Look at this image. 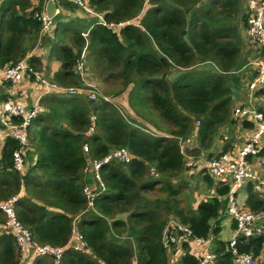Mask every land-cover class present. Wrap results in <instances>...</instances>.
Returning a JSON list of instances; mask_svg holds the SVG:
<instances>
[{
  "label": "trees",
  "instance_id": "trees-1",
  "mask_svg": "<svg viewBox=\"0 0 264 264\" xmlns=\"http://www.w3.org/2000/svg\"><path fill=\"white\" fill-rule=\"evenodd\" d=\"M82 1L106 25L72 0H54L60 7L52 18L54 27L41 33V21L34 15L43 11V0L0 2V68L26 58L30 80L35 81L33 72L41 73L43 62L31 51L48 48L43 76L64 89L39 98L42 110L27 127L33 147L28 153L34 157L25 162L22 173L13 168L12 158L19 142L5 138L0 150V202L22 190L15 217L34 241L63 247L57 264H168L162 236L169 217L197 236L220 232L218 210L224 209L229 186L202 169L188 172L179 139L194 133L198 145L187 151L199 155L221 128L234 122L230 103L232 88L239 85L235 69L244 50L243 0ZM78 9L86 16H74ZM110 23L123 24L116 31ZM84 48L86 70L94 76L90 78L116 86L103 94L98 90L93 100L68 90L83 87L73 68ZM53 61L59 67L50 74ZM173 68L181 72L170 79ZM8 84H0V103L8 99L3 91ZM127 88L128 105L137 118L103 98ZM248 123L243 121L244 126ZM230 146L224 144L222 151ZM121 147L129 150L131 160L101 166L102 186L93 187L89 205L84 191L87 162ZM259 156L264 158V148ZM192 175L214 190L194 208L179 198L192 185ZM245 189L246 206L263 210L264 193L255 191L251 182ZM157 190L163 196L150 198ZM4 221L0 210V223ZM73 229L83 248L69 243ZM226 245L214 241L217 264H232ZM235 247L258 257L264 253V234L241 237ZM184 249L180 264H198L186 245ZM19 260L14 237L1 229L0 264ZM31 264L54 262L49 255H38Z\"/></svg>",
  "mask_w": 264,
  "mask_h": 264
},
{
  "label": "built area",
  "instance_id": "built-area-1",
  "mask_svg": "<svg viewBox=\"0 0 264 264\" xmlns=\"http://www.w3.org/2000/svg\"><path fill=\"white\" fill-rule=\"evenodd\" d=\"M54 1V0H53ZM83 8L87 13L98 16L100 23L106 25L102 17L94 13L82 0H72ZM1 2V0H0ZM57 9V8H56ZM57 11V10H56ZM41 21V33H50L54 27L51 17L45 10L34 15ZM244 26L248 35V44L253 56L248 60L247 65L252 67V75L244 84V99L231 110L232 117L252 124V132L238 146H230L227 150H220L219 153L205 157L202 153L193 155L187 150L189 140L179 139L180 151L184 156L188 172L196 173L203 170L205 174H210L215 180L228 184V193L225 196L224 209H219V216L229 214L233 224V231L227 242L226 249L231 251L232 264H264V253L254 257L251 253L238 252L236 244L241 237L248 238L258 234H264V209L253 211L244 203L238 207L236 195L238 187H246L247 183L253 184V189L259 193H264V158L259 156L263 148L262 138L264 137V0H245L243 8ZM123 23L107 24L117 31ZM85 48L77 59L73 72L83 81L82 88H69V91H79L84 93L88 99L97 97V85L86 72L84 61ZM31 68L26 58L21 59L14 65L0 68V84L9 82L16 83L24 78L30 79ZM34 79L43 88V94L50 91H63V88L50 83L40 72H33ZM88 80V81H87ZM260 102L256 103L255 98ZM104 99L109 100L106 96ZM258 105L256 106L255 105ZM42 108L36 102L31 108H26L23 104L12 100L2 102L0 112V123L5 128V136H11L18 140L19 147L13 151V168L22 173L25 168L23 152L28 146L27 127L32 118L41 111ZM16 119V121H13ZM196 124H199L197 120ZM93 130L92 127L89 128ZM227 135L223 136L225 140ZM132 154L127 148L121 147L111 150L100 160H89L84 168V172L89 174L96 183L102 186L100 168L103 164L117 160L129 162ZM89 163V164H88ZM93 188L85 184L84 191L89 199L90 205ZM213 190V189H211ZM9 197L0 202V210L5 215V221L0 223V230L12 234L20 251V260L17 264H31V260L38 255H49L57 264L63 251V247L40 244L33 240L30 232L16 219L14 205L21 194ZM214 192V190H213ZM212 192V194H213ZM216 236L209 232L206 236L193 234L189 226L170 219L165 225L162 244L168 254V264H180L181 256L185 253L184 245L189 252L197 258L198 264H217L218 254L214 250ZM69 243L76 248H83L78 232L73 229Z\"/></svg>",
  "mask_w": 264,
  "mask_h": 264
},
{
  "label": "crops",
  "instance_id": "crops-1",
  "mask_svg": "<svg viewBox=\"0 0 264 264\" xmlns=\"http://www.w3.org/2000/svg\"><path fill=\"white\" fill-rule=\"evenodd\" d=\"M31 1L33 4H38L40 0H31ZM47 1L48 0H43V10H45V6H46ZM244 5H245V1L243 0L242 5H241V15H243ZM56 8H57L56 9L57 12H59L60 7H56ZM73 15L74 16L78 15V16L84 17V16H86V13H84L80 9H78L77 11H75L73 13ZM240 31H241V37L243 40V44H244V50H243L242 55L240 56L239 62H238L237 67L235 69V71L239 74V85L236 87L238 95L236 98L237 102L234 104L233 108L235 106L239 105L242 102V100L244 99V84H245L246 80L253 73L252 67L248 66L247 62H248V60H250L252 58V56L254 54H253V52L250 51L249 44H248V35H247L245 26L243 25L242 21H241ZM31 53L36 54L37 56L41 57L42 62H43V70L41 71V73L43 74L44 68L47 64L48 48L36 47L35 49H33V51H31ZM58 67H59L58 62H56V61L51 62L50 74L53 73L55 70H57ZM180 72H181V69L173 68L171 70L169 78L170 79L174 78ZM3 91L9 95L7 100L19 102V103L23 104L24 106H26V108H31L32 105H34L36 102H39V98L41 97V95H43L42 86L39 83H37L36 81L30 80L29 78H24L23 80L16 82V83H9L7 87L3 88ZM123 95H125V94H123ZM123 95L120 96L119 99H125V100H121L122 104H124V103L128 104L127 93H126V97H124ZM116 97H118V96H114V98H116ZM255 102L259 103L260 99L258 97L255 98ZM256 103H255V105H256ZM0 104H1V107H0V112H1L2 102ZM117 105L120 106L119 104H117ZM256 106H258V105H256ZM121 108L123 110V107H121ZM131 111H132V109L130 108V112ZM230 116L232 117L231 114H230ZM232 118L234 119V122L231 125H229L227 127H223L218 131V132H220L218 135L220 138L215 137L216 134L212 138L211 145L208 148L210 153H213V152H216L215 154L219 153L220 150H222V147L224 146V144H227V143H229L232 146H238L243 140H245L248 136H250V133L252 132V124L248 123L249 127L244 126L243 121L236 119L234 117H232ZM224 135H227V138L225 140L223 139ZM5 138H6L5 128L0 123V150H1V147L4 143V141H5ZM187 139L189 140V143H188L189 147L198 145L197 142H195L196 138H195L194 133L191 136V138H187ZM261 144H263V148H264V140ZM27 153H28V151H27ZM33 157L34 156L29 155V160H32ZM211 192H213V190H211ZM246 196H247V194H246ZM226 226L228 228L229 233L232 234V231H233L232 221L231 220L228 221ZM220 232L217 235H215L216 239L222 240V241H227L229 239V237H227V238L221 237Z\"/></svg>",
  "mask_w": 264,
  "mask_h": 264
},
{
  "label": "rangeland",
  "instance_id": "rangeland-1",
  "mask_svg": "<svg viewBox=\"0 0 264 264\" xmlns=\"http://www.w3.org/2000/svg\"><path fill=\"white\" fill-rule=\"evenodd\" d=\"M117 30H118V28H117ZM86 72H88V71L86 70ZM88 75H90L89 72H88ZM90 76H92V75H90ZM92 77H94V76H92ZM92 79L95 82V85H97V88H98L97 91L99 90V93H101V94H103L104 91L106 92L107 89H109V88L116 87L114 84H111V83L110 84H104L99 79H96V78H92ZM129 88H127L123 93L119 94L118 97H116V98H114V97H112L110 95H108L106 97L109 98V100H111V101L119 104L121 107H123V112L125 114H128V115L131 114L130 115L131 117H136L137 118V116L134 114L133 111L130 112V108H129L130 106H128V104H126V103L122 104V101L121 100H125V99H119L120 96H122L123 94H125L123 96L126 97V93L129 90ZM237 95H238L237 94V88L236 87H233L232 88V94H231L230 109H232L233 106H234V104L237 102V99H236L237 98ZM0 107H1V104H0ZM159 118H160V116H159ZM157 120H158V117H157ZM142 123L146 124V122H144V121ZM149 128L151 130L154 129L153 127H149ZM160 129H163V128H160ZM219 133L220 132H217L216 135H215V137L220 138L218 136ZM263 140H264V138H262V142H263ZM28 150H33V147H32V145H30V143L28 144L27 147H25V150L23 152V156H24L25 162L26 161H29V162L31 161V160H29V153H27ZM201 153L205 157H208L209 155L211 157V156L215 155L216 152L210 153L208 149H202V152ZM26 163H28V162H26ZM88 175L89 174H86V176H88ZM189 179L191 180V184L192 185L189 186L187 189H185L184 192L180 195L179 198H181L183 205L189 204V205H191L194 208L198 202H200V201H202V200H204L206 198H209L210 195H212V192H211V189L209 190L202 183L200 184L199 183L200 181H197L198 179L195 178V175H192ZM86 184L89 185L90 188H93L94 186H96V181H94L92 179V177L89 176V179L86 181ZM246 194L247 193H246L245 187H243V186L238 187L237 195H236V203H237L238 207H241L246 202V198H247ZM155 196H163V194L160 193L157 190V191H155V192H153V193H151L149 195L150 198L155 197ZM170 219H173V217H169V220ZM228 221H230L229 214H224L220 218L219 227H220V231H221L220 232V236L221 237L227 238V237H230L231 236V234L229 233L228 228L226 226L227 223H228Z\"/></svg>",
  "mask_w": 264,
  "mask_h": 264
},
{
  "label": "water",
  "instance_id": "water-1",
  "mask_svg": "<svg viewBox=\"0 0 264 264\" xmlns=\"http://www.w3.org/2000/svg\"><path fill=\"white\" fill-rule=\"evenodd\" d=\"M46 14L53 18L58 12L56 11V5L53 0H48L45 6Z\"/></svg>",
  "mask_w": 264,
  "mask_h": 264
}]
</instances>
